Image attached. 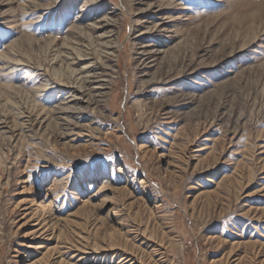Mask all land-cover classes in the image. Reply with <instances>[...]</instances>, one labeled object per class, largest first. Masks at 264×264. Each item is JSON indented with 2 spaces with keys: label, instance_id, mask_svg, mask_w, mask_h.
<instances>
[{
  "label": "rangeland",
  "instance_id": "1",
  "mask_svg": "<svg viewBox=\"0 0 264 264\" xmlns=\"http://www.w3.org/2000/svg\"><path fill=\"white\" fill-rule=\"evenodd\" d=\"M0 264H264V0H0Z\"/></svg>",
  "mask_w": 264,
  "mask_h": 264
},
{
  "label": "bare ground",
  "instance_id": "2",
  "mask_svg": "<svg viewBox=\"0 0 264 264\" xmlns=\"http://www.w3.org/2000/svg\"><path fill=\"white\" fill-rule=\"evenodd\" d=\"M109 20V18H105V21L107 22ZM97 29V28H96ZM88 37V36H87ZM90 43V46L87 47L86 49L90 50L91 53H95V55L97 56V59L103 61L104 57L103 56H106L107 54H110V52L113 50L114 48V45L112 44V41L111 40H108V41H102L101 39H96L95 41H92V39H87ZM34 44V43H33ZM71 45V44H70ZM71 53H67L68 54H76V56L80 57V56H85L84 54H82V47H77V46H71ZM112 53V52H111ZM66 55V54H65ZM57 56V55H56ZM31 59V57H30ZM56 59V58H54ZM59 60L61 59L60 57L58 58ZM76 60V58H73V60H69L67 59V72L69 73V75L71 76L72 80L73 79L76 81L75 84H71L72 86V90H73V96H77V94L79 95V97H83L84 95V92H86V89H85V86L83 84L86 83V80L87 79H90L91 76H83L81 78H79V72L77 69H74L73 67L71 68L70 66V63H74V61ZM33 60V59H32ZM21 61V60H19ZM70 61V62H69ZM60 62L64 63V59L63 60H60ZM77 63V62H76ZM81 75V74H80ZM78 76V77H77ZM70 78V77H69ZM70 81V80H69ZM74 81V82H75ZM79 81V82H77ZM68 83V82H67ZM90 84V83H89ZM42 87V86H41ZM88 88V87H87ZM97 88V87H96ZM94 90V89H93ZM92 94V93H91ZM90 94V95H91ZM27 95V94H26ZM87 96V95H86ZM93 96V95H92ZM86 98V97H85ZM88 101V100H87ZM31 120V119H30ZM30 120L28 119V122H23V123H30ZM30 126V125H29Z\"/></svg>",
  "mask_w": 264,
  "mask_h": 264
}]
</instances>
